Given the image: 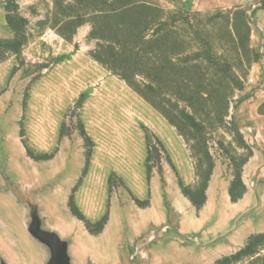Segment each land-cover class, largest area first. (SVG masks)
Masks as SVG:
<instances>
[{"label":"rangeland","instance_id":"rangeland-1","mask_svg":"<svg viewBox=\"0 0 264 264\" xmlns=\"http://www.w3.org/2000/svg\"><path fill=\"white\" fill-rule=\"evenodd\" d=\"M97 1L0 0L1 178L51 181L42 227L79 264H264V0H146L136 58L124 40L138 91L91 57ZM14 196L0 190V260L44 264Z\"/></svg>","mask_w":264,"mask_h":264},{"label":"trees","instance_id":"trees-1","mask_svg":"<svg viewBox=\"0 0 264 264\" xmlns=\"http://www.w3.org/2000/svg\"><path fill=\"white\" fill-rule=\"evenodd\" d=\"M142 8L156 9L155 5L146 0H101L95 2L93 9L96 13L95 22L93 23L92 36L97 42L95 49L91 52V57L96 62L103 65L108 71L120 79L129 82L133 88L138 91L137 83L127 76L125 69V38L128 28L131 30L132 48L136 51L137 20L136 14ZM126 16H134L129 23ZM162 25V24H161ZM163 30H161L162 32ZM169 32H162L158 40L160 65L158 74L159 80H168L170 75L169 56L171 55L172 44ZM166 78V79H163ZM163 182V180H162ZM249 247H245L238 254H248Z\"/></svg>","mask_w":264,"mask_h":264},{"label":"water","instance_id":"water-1","mask_svg":"<svg viewBox=\"0 0 264 264\" xmlns=\"http://www.w3.org/2000/svg\"><path fill=\"white\" fill-rule=\"evenodd\" d=\"M6 166L4 163L0 162V169L5 171ZM8 167V166H7ZM9 168V167H8ZM6 176L1 178L0 175V190L4 192H11L14 196V199L21 203L24 207V212L27 216V223H26V231L28 235L38 242L40 245L44 246L47 251V258L44 264H79L77 253L75 250L76 244L74 242H66L63 240L59 233L55 232L50 228L48 225V229H44L42 227V196L47 194V188L49 187V183L46 182L44 184L34 183V184H24L25 191H21L19 187L23 184L22 182H15L11 175L5 174ZM258 177V171L255 172L254 178ZM166 182L163 180L162 187H163V201L165 202V198L167 197V192L165 191ZM249 187H255V183L253 180L249 183ZM259 207V204L258 206ZM179 221V220H177ZM176 222V221H175ZM179 223V222H178ZM178 230L180 229L177 226ZM167 226H162L160 231L164 232L167 231ZM236 230V229H235ZM233 230V231H235ZM229 233L231 235L233 233ZM227 235V236H229ZM225 237L216 238L211 243L198 246L200 249L207 248L209 246L215 247L220 241H227ZM154 240V237L151 235L148 237L147 242L150 243ZM135 254L143 261H150V257L148 258L147 253L142 249V245H138L135 248ZM0 264H6L3 260H0ZM84 264H93L88 258Z\"/></svg>","mask_w":264,"mask_h":264},{"label":"crops","instance_id":"crops-1","mask_svg":"<svg viewBox=\"0 0 264 264\" xmlns=\"http://www.w3.org/2000/svg\"><path fill=\"white\" fill-rule=\"evenodd\" d=\"M212 199H213V196H212ZM214 201V199L213 200H211V202H209V199L207 200V202H206V204H205V209H207V210H209V211H211L212 210V208H213V202ZM239 237H241V236H239ZM235 238H238L237 237V235H236V231H234L231 235H229L228 236V238L226 239L227 241H233V239H235ZM236 244V243H235ZM218 245H220V243H218L217 245H216V247L218 246ZM234 246V248H236V245H233Z\"/></svg>","mask_w":264,"mask_h":264}]
</instances>
